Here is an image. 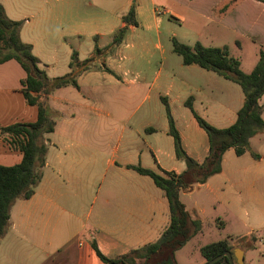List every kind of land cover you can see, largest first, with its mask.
Segmentation results:
<instances>
[{"label":"crops","instance_id":"0c3cea01","mask_svg":"<svg viewBox=\"0 0 264 264\" xmlns=\"http://www.w3.org/2000/svg\"><path fill=\"white\" fill-rule=\"evenodd\" d=\"M0 4L9 20L23 22L20 40L31 45L49 79L70 74L76 54L78 85V90L67 86L48 96L56 124L44 136L42 179L29 200H17L10 209L8 229L0 239V264H102L92 242L109 260L156 242L170 223L168 202L149 177L127 167L158 174L185 171L167 133L162 99L183 150L198 163L208 154V138L185 103L191 100L199 117L213 128L225 129L234 124L244 101L235 83L196 65L183 66L177 55L168 57L160 43L163 32L188 46L225 47L248 74L264 54V2L0 0ZM131 8L136 25L128 26L119 46L102 47L104 38L112 42L125 25L122 17ZM170 20L180 25V38ZM151 46L159 56L151 53ZM87 60L89 69L83 70ZM23 78L17 89L0 87L1 97L16 94L20 107L29 113V119L17 116L13 123L36 118V109L26 105L20 93ZM259 104L264 107V94ZM0 111L1 129L12 123L2 103ZM249 148L242 156L227 150L221 172L180 192L179 200L191 220L201 223L200 232L188 243L209 222L220 233L216 242L227 240L233 251H242L243 264H264V135L252 138ZM9 154L0 139V159ZM12 155L17 157L12 165L19 163V154Z\"/></svg>","mask_w":264,"mask_h":264},{"label":"trees","instance_id":"16d2710c","mask_svg":"<svg viewBox=\"0 0 264 264\" xmlns=\"http://www.w3.org/2000/svg\"><path fill=\"white\" fill-rule=\"evenodd\" d=\"M262 1L264 0H257ZM125 24L112 37V47H117L128 32V26H135L134 10L131 8L122 17ZM23 22L9 20L0 4V65L15 61L25 73L20 80V93L30 107L36 109V118L28 123H13L0 129V139L13 154H19V163L12 166L0 165V239L6 234L9 225V213L17 200H29L34 189L42 179V169L45 165L47 147L44 136L54 131L56 116L48 106V96L54 91L72 86L78 90L75 81L76 54L73 53L69 68L70 74L49 79L39 68V61L32 54V47L20 40V29ZM172 52L181 58L183 66L196 65L201 69L215 73L217 76L238 85L244 101L238 110L233 125L225 129H216L199 117L193 110L191 100L185 106L191 111L198 126L208 138V154L203 162L198 163L190 158L182 148L178 131L175 128L167 102L162 99L168 120L167 133L173 139L174 153L177 160L185 165V171L179 175L171 172L155 173L140 166H128L141 176L149 177L154 185L162 191L168 202L170 223L159 239L142 248L131 251L119 259L109 260L98 251L95 242L92 249L102 264H177L175 254L178 250L201 230L199 220H191L184 205L179 200V194L189 191L192 186L204 184L208 178L219 174L222 170L223 154L233 149L236 156H242L249 151L250 140L258 135H264V107L259 99L264 94V54H260L258 62L248 74L240 70L239 60L232 57L223 48H206L195 43L188 46L171 39ZM95 54L99 53L97 45ZM90 60L83 63V70ZM257 159L258 156L252 154ZM233 249L227 240L210 243L200 249L201 256L208 262ZM214 264H229L222 258Z\"/></svg>","mask_w":264,"mask_h":264},{"label":"rangeland","instance_id":"374dc122","mask_svg":"<svg viewBox=\"0 0 264 264\" xmlns=\"http://www.w3.org/2000/svg\"><path fill=\"white\" fill-rule=\"evenodd\" d=\"M170 23L173 26V32L178 34V37L180 38V25L170 20ZM170 34H166L163 32V36L161 39V46L166 51V55L168 57H174L178 58L173 52H172V45H171V37ZM153 43L155 42L152 41ZM179 42V41H178ZM100 45L108 46L111 45V39L104 38ZM152 47V46H151ZM150 51L153 55L159 56L158 52L152 48H150ZM25 76L24 71L21 69V67L16 63L15 61L8 62L5 66L0 68V87H8L9 89H17L19 87L18 80L20 78H23ZM72 94H75V91H71ZM6 101L8 102L7 106H5ZM1 103L3 104V111H7L9 114L8 121L10 119V123L13 124L14 120L13 117H20L22 116L23 120L29 119V113L26 111V113L23 111V109L20 107V97H18L16 94L12 93L9 97H1L0 96V110H1ZM32 110V109H28ZM1 112V111H0ZM33 112V111H32ZM25 114V116H23ZM27 117V118H26ZM8 156H2L5 158V160L0 159V165L4 166H12V163L14 160L17 159L16 155H12L11 151H9ZM219 232L214 230L213 226L210 225L209 222H206V224L203 227V233L201 235H198L195 239L191 240L189 243L187 242L184 247L181 248V251L178 250L175 254L176 263L177 264H201L203 262V257L201 256L200 249L210 243L216 242L219 238ZM137 264H144L143 261H138Z\"/></svg>","mask_w":264,"mask_h":264},{"label":"water","instance_id":"95a60500","mask_svg":"<svg viewBox=\"0 0 264 264\" xmlns=\"http://www.w3.org/2000/svg\"><path fill=\"white\" fill-rule=\"evenodd\" d=\"M222 258H226L229 264H243V255L240 249H236L233 252H225L222 255L217 256L208 262H205L204 264H214ZM233 259H235V262L233 261Z\"/></svg>","mask_w":264,"mask_h":264}]
</instances>
